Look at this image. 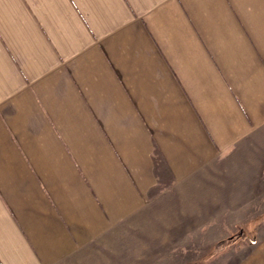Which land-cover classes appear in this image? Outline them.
I'll return each instance as SVG.
<instances>
[{
  "label": "crops",
  "instance_id": "crops-1",
  "mask_svg": "<svg viewBox=\"0 0 264 264\" xmlns=\"http://www.w3.org/2000/svg\"><path fill=\"white\" fill-rule=\"evenodd\" d=\"M263 157L264 0H0V264L141 250Z\"/></svg>",
  "mask_w": 264,
  "mask_h": 264
},
{
  "label": "rangeland",
  "instance_id": "rangeland-1",
  "mask_svg": "<svg viewBox=\"0 0 264 264\" xmlns=\"http://www.w3.org/2000/svg\"><path fill=\"white\" fill-rule=\"evenodd\" d=\"M259 161L251 181L239 166L211 174L209 183L195 181L194 196L181 204L187 219L179 205L142 224L141 250L97 263L264 264V157Z\"/></svg>",
  "mask_w": 264,
  "mask_h": 264
}]
</instances>
